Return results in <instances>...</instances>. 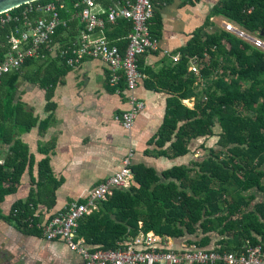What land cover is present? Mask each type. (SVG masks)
<instances>
[{
	"label": "trees",
	"instance_id": "trees-1",
	"mask_svg": "<svg viewBox=\"0 0 264 264\" xmlns=\"http://www.w3.org/2000/svg\"><path fill=\"white\" fill-rule=\"evenodd\" d=\"M54 2L34 3L32 13L29 6H23L10 13L13 21L3 25L0 22V65L9 55L31 47L21 44L15 50L13 43L26 31L23 14L33 20L42 15L35 12L37 6ZM125 2L96 0L106 12ZM83 8V0H66L60 10L66 24L53 37L52 51L42 48L37 58L27 59L16 72L1 78L0 146L13 142L16 129L29 131L34 127L31 115L12 102L15 85L20 79L26 80L23 73L27 68L42 62L45 70L30 81L50 89L59 82L61 69H69L60 56L85 30L80 20ZM157 15L154 12L150 23V33L156 38L161 30ZM220 16L264 38V0H222L188 46L175 53L180 55L179 62L152 75L150 82L152 89L171 96L156 141L157 155L180 159L189 154L192 142L212 138H218V150H209L208 158L192 169L178 167L159 174L154 169L132 167L133 186L116 190L96 211L79 221L77 235L84 238L92 252L115 251L121 242L149 232L175 241L188 239L187 247L195 245L207 250H212L208 247L218 237L213 250L221 254H241L248 247H264V203L254 206L256 198L251 196L254 191L264 194V51L224 29L211 30V19ZM4 17L0 16V20ZM132 32L133 25L122 20L108 25L103 33L124 52ZM194 60L200 61L199 75L189 71ZM125 87L122 79L119 89ZM192 100L193 108L185 105ZM216 130L220 133L216 134ZM40 152L44 154L45 150ZM30 163L20 144L13 145L7 159L0 161V201L15 194L22 176L30 171ZM36 186L37 200L15 204L6 219L25 234L41 236L36 228V207L41 199L48 198L49 204L42 203L52 208L56 188L47 160L38 165Z\"/></svg>",
	"mask_w": 264,
	"mask_h": 264
},
{
	"label": "crops",
	"instance_id": "crops-1",
	"mask_svg": "<svg viewBox=\"0 0 264 264\" xmlns=\"http://www.w3.org/2000/svg\"><path fill=\"white\" fill-rule=\"evenodd\" d=\"M222 0H154L160 21V51L140 59V70L147 79L133 93L118 94L108 84L110 69L100 61H86L76 69H61L59 82L53 89L31 82L32 77L45 70L43 63L33 65L23 73L13 90V105L30 114L34 127L29 131L16 129L13 142L1 143L0 161L7 159L15 144L25 148L30 163L14 195L0 201V263L13 264L16 254L28 256L31 264H78L82 257L71 252L60 241H47L42 236L25 234L6 218L15 204L37 200L38 165L47 160L51 178L56 184L54 206L43 198L36 207L38 223L61 212L71 203L84 202L89 193L121 170L122 162L132 155V167L154 169L159 174L173 168L188 169L206 160L211 149L207 139L189 146V154L180 159L159 157L158 135L165 123L171 96L150 87L152 75L172 66L176 52L186 48L208 23L214 7ZM103 11L100 7L97 13ZM211 30L224 29L232 23L225 17L211 19ZM105 37L97 32L94 38ZM54 53V52H52ZM180 56V55H179ZM52 58H56L54 55ZM52 91V95H50ZM51 96L48 98V96ZM145 105L130 130L123 128L121 116L130 111L129 97ZM52 106L49 109V106ZM193 108L195 102L186 101ZM9 127L13 129V125ZM15 142V144H14ZM40 150H45L44 154ZM254 206L264 203V194L252 192ZM220 238L214 237L209 249ZM172 240V239H171ZM188 239L172 240L176 249L187 246Z\"/></svg>",
	"mask_w": 264,
	"mask_h": 264
},
{
	"label": "built area",
	"instance_id": "built-area-1",
	"mask_svg": "<svg viewBox=\"0 0 264 264\" xmlns=\"http://www.w3.org/2000/svg\"><path fill=\"white\" fill-rule=\"evenodd\" d=\"M65 1L55 0L46 6H37L35 12L42 15L33 20L23 14L26 31L22 32L20 39L13 40V43L15 50H18L21 44L31 47L18 50L16 55H9L5 59L0 65V81L3 76L20 69L27 59L37 58L42 48L52 51L53 37L58 28L66 24L60 17V10L64 9ZM31 5H27L30 13L34 10ZM83 6L80 20L85 30L73 46L62 52L61 59L69 69H76L86 61H100L111 71L109 86L120 94L122 90L119 86L123 79L126 83L125 91L133 94L139 84L147 79L140 71V59L160 51L158 38L150 33V23L155 12L152 0H126L125 5L110 8L108 12L104 11L96 0H83ZM99 7L103 11L97 13ZM10 13L3 15L4 19L0 20L2 25L13 21ZM122 20L133 25V32L128 38L129 45L124 52L112 45L106 37L94 38L97 32H104L108 25L113 26ZM224 30L264 51V38L259 34L232 23L225 24ZM172 59L174 63H178L180 56H173ZM199 62L193 61L189 70L191 73L199 75ZM129 105L130 111L121 116V124L126 130L133 127L136 118L145 108L144 103L134 96L129 97ZM133 183L130 155L122 162L121 170L89 193L83 203L69 204L44 223H38L36 228L45 240L62 242L71 252L82 257L85 264H264V247L261 245L248 247L241 254H221L213 249H202L195 245L176 249L170 238L158 236L153 232L125 240L115 251L92 252L84 238L77 235L79 221L96 211L98 205L112 197L116 190H129Z\"/></svg>",
	"mask_w": 264,
	"mask_h": 264
},
{
	"label": "water",
	"instance_id": "water-1",
	"mask_svg": "<svg viewBox=\"0 0 264 264\" xmlns=\"http://www.w3.org/2000/svg\"><path fill=\"white\" fill-rule=\"evenodd\" d=\"M42 0H0V16Z\"/></svg>",
	"mask_w": 264,
	"mask_h": 264
},
{
	"label": "flooded vegetation",
	"instance_id": "flooded-vegetation-1",
	"mask_svg": "<svg viewBox=\"0 0 264 264\" xmlns=\"http://www.w3.org/2000/svg\"><path fill=\"white\" fill-rule=\"evenodd\" d=\"M13 260V264H31V262L28 260V256H21L20 254L14 255V257L11 258V261ZM1 264V263H0ZM78 264H85V261L79 260Z\"/></svg>",
	"mask_w": 264,
	"mask_h": 264
},
{
	"label": "rangeland",
	"instance_id": "rangeland-1",
	"mask_svg": "<svg viewBox=\"0 0 264 264\" xmlns=\"http://www.w3.org/2000/svg\"><path fill=\"white\" fill-rule=\"evenodd\" d=\"M220 133L219 130H216V134ZM208 144L209 146H216L217 145V142H218V138H212L210 140H208Z\"/></svg>",
	"mask_w": 264,
	"mask_h": 264
}]
</instances>
